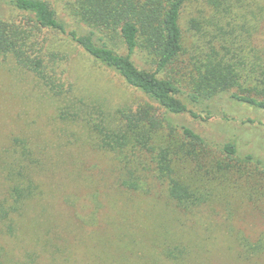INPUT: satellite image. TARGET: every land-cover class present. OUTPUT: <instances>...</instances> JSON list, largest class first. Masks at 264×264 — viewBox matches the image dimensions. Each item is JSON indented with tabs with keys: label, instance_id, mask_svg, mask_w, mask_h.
<instances>
[{
	"label": "rangeland",
	"instance_id": "374dc122",
	"mask_svg": "<svg viewBox=\"0 0 264 264\" xmlns=\"http://www.w3.org/2000/svg\"><path fill=\"white\" fill-rule=\"evenodd\" d=\"M66 29L88 30L73 15V0H46ZM204 9L190 1L179 20L183 32L180 64L174 75L184 73L188 53L195 39L188 21ZM0 16L13 20L10 7L0 2ZM260 39L264 50V22ZM120 55L125 49L117 32L95 29ZM46 48L62 58L60 80L70 91L53 96L31 73L0 54V155L10 149L14 138L23 140L36 161L34 177L41 195L30 202L14 238H5L2 264H171L160 255L163 239L178 241L190 249L185 264H264V256L253 262L239 258V236L250 239L264 232V173L253 164L230 171V180L212 183L213 195L192 213L182 212L170 200L164 183L149 180V195L130 192L117 183L119 165L115 156L100 148L90 129L91 122L118 117L120 111L136 109L147 102L116 74L97 64L64 36L52 32L40 35ZM135 66L154 70L146 51L132 56ZM183 64V65H182ZM229 94L199 107L198 114L171 116L178 127H186L207 142L209 156L222 159L216 149L235 145L236 159L251 155L264 165V111L230 99ZM209 107L207 118L201 109ZM172 150L186 143L174 138ZM208 156V157H209ZM183 153L172 157V167L196 183L198 170ZM226 159V158H225ZM211 162V161H210ZM232 163V162H231ZM209 168V165L203 167ZM6 189L0 174V200Z\"/></svg>",
	"mask_w": 264,
	"mask_h": 264
},
{
	"label": "trees",
	"instance_id": "16d2710c",
	"mask_svg": "<svg viewBox=\"0 0 264 264\" xmlns=\"http://www.w3.org/2000/svg\"><path fill=\"white\" fill-rule=\"evenodd\" d=\"M190 1L203 3L204 9L188 21L195 39L184 73L174 75L173 66L180 64V57L186 53L179 20ZM0 2L14 14L11 21L0 16V54L31 72L53 96L65 97L70 87L65 88L60 80L63 59L40 40L47 32L64 36L147 99L136 109L120 111L118 117L108 120L113 125L110 127L103 119H85L100 148L115 156L121 188L149 195V180L164 183L170 200L190 214L209 201L212 183L227 182L230 171L239 165L253 164L264 173L263 163L251 155L236 159L237 150L231 143L216 149L217 155L224 154L226 159L209 156L207 142L191 129L178 127L171 118L185 113L198 118L188 105L197 108L224 94L264 111V50L255 43L264 22V0H73V15L87 31L82 27L68 31L46 0ZM95 29L117 32L126 54L120 55L102 39L94 38ZM139 50L148 53L154 70L135 66L132 56ZM201 111L207 118L212 115L209 107ZM176 135L187 142L174 152ZM177 153L198 166V170L191 169L198 176L196 183H186L172 167V157ZM35 164L30 148L18 138L13 139L11 150L0 155L6 189L5 198L0 200V264L1 242L15 237L28 204L41 195L34 177ZM206 165L209 168L201 172ZM236 242L243 262L264 256V232L254 239L239 236ZM158 248L171 264H185L191 255L187 246L165 238Z\"/></svg>",
	"mask_w": 264,
	"mask_h": 264
}]
</instances>
